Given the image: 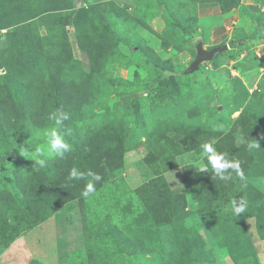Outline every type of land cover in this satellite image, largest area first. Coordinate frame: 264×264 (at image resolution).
I'll return each mask as SVG.
<instances>
[{
  "label": "rangeland",
  "instance_id": "374dc122",
  "mask_svg": "<svg viewBox=\"0 0 264 264\" xmlns=\"http://www.w3.org/2000/svg\"><path fill=\"white\" fill-rule=\"evenodd\" d=\"M263 22L264 0H0V264H264V145L236 152L218 134L244 142L241 114L264 130ZM64 29L50 59L40 37ZM198 39L227 49L167 73L189 67ZM89 50L100 76L83 86ZM57 109L63 157L47 144ZM204 144L250 166L243 180L216 178ZM73 168L102 177L87 199L91 177L69 180Z\"/></svg>",
  "mask_w": 264,
  "mask_h": 264
},
{
  "label": "trees",
  "instance_id": "16d2710c",
  "mask_svg": "<svg viewBox=\"0 0 264 264\" xmlns=\"http://www.w3.org/2000/svg\"><path fill=\"white\" fill-rule=\"evenodd\" d=\"M113 6L115 7V11H118L120 8L118 6H116V4L114 2H110L109 6H108V12L112 15H114L115 12H110L109 11V7ZM57 9V8H56ZM62 11L68 12L70 10V7H66V8H61ZM88 10V8H87ZM87 10H82V11H87ZM91 10L94 12V17L96 18V20L98 22H106V19L103 17L105 14L104 11L101 12V10H99L97 7H91ZM81 11V13H82ZM62 15L66 16V18H70V14L69 13H63L61 12ZM80 15L79 12H75V18H78ZM66 25H72V26H76L77 28H80L79 24L75 21L74 19V23L72 21H67L65 22ZM32 26V24H20V25H16L15 30H11L8 31V37H9V47L8 49L11 51L13 49L12 44H10V42H12V40L14 38H16L17 36H21L23 32H25L27 29H30V27ZM264 29V22L260 25V27L258 29H256L253 33L252 36H256L259 33V30ZM66 31L65 29L62 31V36L61 37H56V33L54 32V30L50 31L44 38H41L39 35L38 37H40V39H42L43 41H45V43H49V46L46 50V55L50 58L53 59V54L54 51L57 50L59 47L58 45H56V40H62L63 38H65L66 35ZM103 36V35H101ZM79 40L80 43L82 45H84V39H82V35L81 33H79ZM199 41L201 39H198ZM245 39H240L236 42H232L231 45L236 47L239 46L240 44L243 43ZM15 48V47H14ZM44 52V48H42V46L38 49V53L42 54ZM89 55H90V65H91V70L90 71H85L83 76L85 78V80L81 83L83 86L84 85H88L89 83V79L91 76H95L97 75V71H99L98 68V57L96 55V53H94L92 50H89ZM218 55V54H216ZM98 56L100 57L101 55L98 54ZM167 73H170V75H181L184 74L185 71H167ZM98 77L100 76L99 74L97 75ZM9 77V76H8ZM10 81H11V77H9ZM52 80H54V77L51 78ZM7 90V89H6ZM61 96V95H59ZM244 114H241L239 116V118L237 119L238 122H240V135L243 136L244 138V142H242L241 144H234L233 143V133L228 131L227 133L220 132L219 134V146L220 147H224L226 143L229 144V146L231 145L233 147V150L236 152H243L245 151V149L247 148V145L250 142H258L260 145H264L263 141H262V137H264V130H260L259 129V125L256 119L252 118V117H244ZM196 144V143H195ZM230 146V147H231ZM264 153V151H262ZM243 168H248L250 169V166H248L246 163L242 166L241 165V169ZM253 170H257L255 169V167H252ZM244 169V170H245ZM258 172V171H257ZM259 174H264V169H262L261 171L258 172Z\"/></svg>",
  "mask_w": 264,
  "mask_h": 264
},
{
  "label": "clouds",
  "instance_id": "9594fccd",
  "mask_svg": "<svg viewBox=\"0 0 264 264\" xmlns=\"http://www.w3.org/2000/svg\"><path fill=\"white\" fill-rule=\"evenodd\" d=\"M49 119H54L57 125L56 128H53L51 131L46 133L47 136V144L49 146V151L56 154L59 157H63L65 153H69L71 151V144L65 140V138L58 131L59 128H62L64 122L67 121L70 116L67 112L57 109L49 114ZM203 149V154L208 158V164L211 167V171L214 176L220 180L226 181L231 178V173H229V169L236 172L237 175L241 177L243 180V172L241 171L240 163L237 161H228L224 158L222 154H218L214 151V149L209 144H204L201 146ZM260 144L258 142H250L247 145L249 151L253 149H258ZM22 156H28L29 153L27 150H22L20 153ZM36 155H40L39 150H37ZM36 165L39 167H43L45 165V161L43 159H37ZM207 170V169H202ZM87 177H91L92 182H88L85 185L84 190L81 195L87 199L91 194L94 193V182H99L102 177L99 174H96L92 171H88L87 173L81 172L76 168H73L68 176L69 180H81L86 179ZM242 187H246V184L242 185ZM247 209V203L242 198L239 203L236 200L232 201L231 211L233 215L239 216L243 214Z\"/></svg>",
  "mask_w": 264,
  "mask_h": 264
},
{
  "label": "water",
  "instance_id": "95a60500",
  "mask_svg": "<svg viewBox=\"0 0 264 264\" xmlns=\"http://www.w3.org/2000/svg\"><path fill=\"white\" fill-rule=\"evenodd\" d=\"M197 55L191 62L189 67L185 70V73L189 74L199 69L201 63L204 61L212 60L217 53L223 52L227 49V45L218 46L212 49H206L202 41H199L196 46Z\"/></svg>",
  "mask_w": 264,
  "mask_h": 264
}]
</instances>
